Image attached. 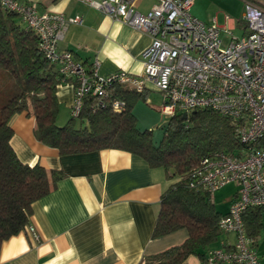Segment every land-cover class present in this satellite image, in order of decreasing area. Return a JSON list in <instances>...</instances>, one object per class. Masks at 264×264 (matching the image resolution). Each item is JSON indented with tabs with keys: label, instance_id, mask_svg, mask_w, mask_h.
Segmentation results:
<instances>
[{
	"label": "built area",
	"instance_id": "obj_1",
	"mask_svg": "<svg viewBox=\"0 0 264 264\" xmlns=\"http://www.w3.org/2000/svg\"><path fill=\"white\" fill-rule=\"evenodd\" d=\"M81 1L149 34L151 41L141 53V73L119 69L101 75L97 59L86 68L70 51H59L57 43L68 25L82 21L79 14L38 12L34 3L20 0H0V7L15 12L38 36L41 52L57 65L63 79L74 81L69 106L73 117L80 115L87 96L95 97L93 109L108 106L120 111L125 101L110 98L116 87L142 92L148 86L162 93L160 110L167 118L197 108L229 117L241 148L203 157L190 182L212 195L227 183H236L235 196L218 222L220 231L234 234V240L227 248L209 250L207 264H262L242 213L251 206L264 208V0H243L246 32L231 35L227 42L218 25L190 12L195 0H156L146 12L136 8V0ZM23 230L37 237L32 225Z\"/></svg>",
	"mask_w": 264,
	"mask_h": 264
},
{
	"label": "crops",
	"instance_id": "obj_2",
	"mask_svg": "<svg viewBox=\"0 0 264 264\" xmlns=\"http://www.w3.org/2000/svg\"><path fill=\"white\" fill-rule=\"evenodd\" d=\"M20 1L34 3L38 12H60L65 17L81 15L80 23L68 25L57 48L70 51L86 68L97 59L101 75L119 69L133 74L142 72L141 53L151 41L148 33L81 0ZM155 1L136 0V8L146 12ZM206 1L195 0L190 12L205 23L218 25L225 42L231 35L239 37L245 33L243 9L239 6L237 10V1L227 7L231 16L226 18L220 10L211 11ZM153 90L148 86L142 99L150 102ZM73 93L71 79L57 86L59 108L69 110ZM9 123L13 129L10 144L22 162L39 163L64 175L48 194L31 205L28 224L35 228L37 237L22 230L2 241L0 264H139L186 238L185 228L152 235L160 196L173 181L162 168H151L140 156L120 149L60 155L36 139L32 115L15 113ZM234 193L228 199L229 205ZM213 199L216 204L214 196ZM216 208L221 212L228 210L217 205ZM233 239L229 234L223 235L214 248L228 247ZM255 241L257 246V238ZM186 261L200 264L195 255ZM261 262L264 264L262 259Z\"/></svg>",
	"mask_w": 264,
	"mask_h": 264
},
{
	"label": "trees",
	"instance_id": "obj_3",
	"mask_svg": "<svg viewBox=\"0 0 264 264\" xmlns=\"http://www.w3.org/2000/svg\"><path fill=\"white\" fill-rule=\"evenodd\" d=\"M63 81L57 65L41 52L38 36L15 12L0 7V244L25 228L32 203L64 175L39 163L22 162L13 150L9 121L13 114L25 112L34 117L36 139L60 155L120 149L140 156L151 168H162L173 181L160 196L152 235L185 228L187 236L139 264H189L190 255L207 264L208 251L219 245L218 222L227 210H218L213 195L190 182L203 157L241 148L230 118L211 108L191 110L186 117L176 113L167 118L156 140L151 129L138 125L132 108L136 99L144 98V91L116 87L110 98L123 99L124 109H93L95 97L87 96L80 115H70L58 125L57 86ZM242 218L246 233L256 240L264 208L248 207Z\"/></svg>",
	"mask_w": 264,
	"mask_h": 264
},
{
	"label": "rangeland",
	"instance_id": "obj_4",
	"mask_svg": "<svg viewBox=\"0 0 264 264\" xmlns=\"http://www.w3.org/2000/svg\"><path fill=\"white\" fill-rule=\"evenodd\" d=\"M206 1V0H205ZM237 1V10H239V6L243 9V0H208L206 1V6L210 8L211 11L220 10L221 16L223 15L225 18L231 16L227 7H231L232 4ZM242 1V2H241ZM239 17V14L237 15ZM235 33H239L238 30H235ZM137 100L139 102H137ZM162 106V93L158 92L154 88L151 93L150 102L143 100L142 98L136 99L133 104V110L136 114V120L141 128H148L153 131V136L156 140H158L161 136L162 129L161 127L167 120V116H165L160 108ZM69 110L66 107L61 106L59 108L58 116L56 119V123L58 125H62L69 118ZM236 191V183L229 182L217 191L214 192L213 196L216 200V205L219 209H226L229 207L228 199L231 198V195ZM226 235V233H222L219 238L220 239ZM234 238V234H229ZM234 240V239H233ZM258 245L256 246L257 251L264 261V224H262L260 233L257 237Z\"/></svg>",
	"mask_w": 264,
	"mask_h": 264
},
{
	"label": "water",
	"instance_id": "obj_5",
	"mask_svg": "<svg viewBox=\"0 0 264 264\" xmlns=\"http://www.w3.org/2000/svg\"><path fill=\"white\" fill-rule=\"evenodd\" d=\"M182 115H183V117H186L187 114L186 113H183Z\"/></svg>",
	"mask_w": 264,
	"mask_h": 264
}]
</instances>
